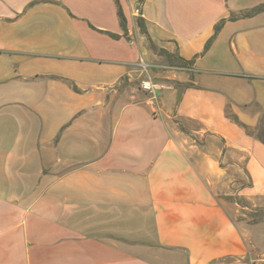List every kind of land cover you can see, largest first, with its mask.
I'll use <instances>...</instances> for the list:
<instances>
[{"label":"crops","instance_id":"crops-1","mask_svg":"<svg viewBox=\"0 0 264 264\" xmlns=\"http://www.w3.org/2000/svg\"><path fill=\"white\" fill-rule=\"evenodd\" d=\"M260 6L0 0V264H264Z\"/></svg>","mask_w":264,"mask_h":264},{"label":"built area","instance_id":"built-area-1","mask_svg":"<svg viewBox=\"0 0 264 264\" xmlns=\"http://www.w3.org/2000/svg\"><path fill=\"white\" fill-rule=\"evenodd\" d=\"M139 65L145 71V75L139 80V88L142 89L143 91L147 92L150 95L152 105L155 108L156 101H157V92L160 89L167 88L169 84H166L164 82L154 81L149 76V74L147 73V66L148 65L145 62H143L142 59H140Z\"/></svg>","mask_w":264,"mask_h":264},{"label":"trees","instance_id":"trees-1","mask_svg":"<svg viewBox=\"0 0 264 264\" xmlns=\"http://www.w3.org/2000/svg\"><path fill=\"white\" fill-rule=\"evenodd\" d=\"M142 1V0H141ZM262 9H264V6H260V7H258L257 9H256V11L257 10H262ZM219 29V25L218 26H216V30H218ZM209 44V43H208ZM261 140H262V142H264V135H263V137L261 138Z\"/></svg>","mask_w":264,"mask_h":264}]
</instances>
